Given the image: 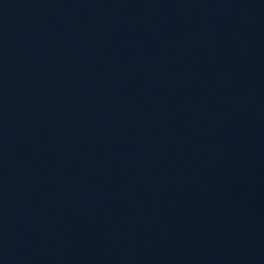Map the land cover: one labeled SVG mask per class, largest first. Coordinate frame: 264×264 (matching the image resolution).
<instances>
[{
	"label": "water",
	"instance_id": "water-1",
	"mask_svg": "<svg viewBox=\"0 0 264 264\" xmlns=\"http://www.w3.org/2000/svg\"><path fill=\"white\" fill-rule=\"evenodd\" d=\"M0 264H264V0H0Z\"/></svg>",
	"mask_w": 264,
	"mask_h": 264
}]
</instances>
